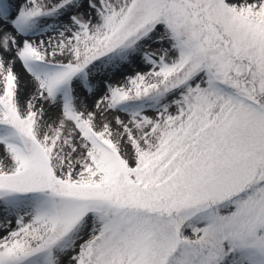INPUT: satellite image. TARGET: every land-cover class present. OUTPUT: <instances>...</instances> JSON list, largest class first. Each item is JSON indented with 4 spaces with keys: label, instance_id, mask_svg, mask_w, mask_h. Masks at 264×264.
Masks as SVG:
<instances>
[{
    "label": "snow or ice",
    "instance_id": "snow-or-ice-1",
    "mask_svg": "<svg viewBox=\"0 0 264 264\" xmlns=\"http://www.w3.org/2000/svg\"><path fill=\"white\" fill-rule=\"evenodd\" d=\"M0 264H264V0H0Z\"/></svg>",
    "mask_w": 264,
    "mask_h": 264
}]
</instances>
